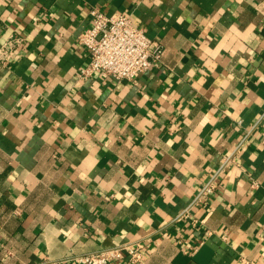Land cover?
<instances>
[{
  "label": "crops",
  "instance_id": "0c3cea01",
  "mask_svg": "<svg viewBox=\"0 0 264 264\" xmlns=\"http://www.w3.org/2000/svg\"><path fill=\"white\" fill-rule=\"evenodd\" d=\"M93 7L160 62L82 77ZM139 239L140 264H264V0H0V264Z\"/></svg>",
  "mask_w": 264,
  "mask_h": 264
},
{
  "label": "built area",
  "instance_id": "2783aa9c",
  "mask_svg": "<svg viewBox=\"0 0 264 264\" xmlns=\"http://www.w3.org/2000/svg\"><path fill=\"white\" fill-rule=\"evenodd\" d=\"M92 25L78 35V42L89 52V62L81 69L82 77L99 73L104 78L118 81L131 79L148 70L163 57L164 46L136 25L131 14L107 13L100 7L91 9ZM7 50V57L12 55ZM239 146L225 156L223 164L196 193L190 204L178 217H189L195 206L207 203L218 188V175L234 162ZM145 243L136 240L80 255L71 253L61 259L44 258L28 264H116L126 254L132 264L144 259ZM249 263V262H248Z\"/></svg>",
  "mask_w": 264,
  "mask_h": 264
}]
</instances>
